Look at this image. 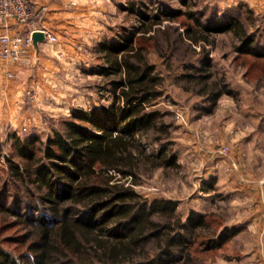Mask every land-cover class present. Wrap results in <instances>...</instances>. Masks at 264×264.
<instances>
[{"label": "rangeland", "instance_id": "374dc122", "mask_svg": "<svg viewBox=\"0 0 264 264\" xmlns=\"http://www.w3.org/2000/svg\"><path fill=\"white\" fill-rule=\"evenodd\" d=\"M63 4L65 15L50 22L55 41L41 45L29 64L20 67V74L10 64L1 68L0 61V71H15L10 82L19 75L26 80L11 102H6L10 98L6 92L0 100V250L17 264L28 261L20 242L31 227L8 211L26 216L43 205L39 189L16 183L10 174L7 161H18L13 137H35L45 143L54 133L64 135V122L73 111L88 113L112 104L110 78L89 73L103 65L98 46L129 34L139 26L136 16L142 13L164 20L165 15L191 11L210 26L239 17L249 34L264 28V0H66ZM245 8L252 10V17ZM162 28L146 35L153 39L145 46L149 62L165 80L156 108L170 125L169 139L162 142L171 144L176 163L141 175L133 190L148 203H175V214L185 227L195 213L208 217L212 226L220 224L218 233L228 232L220 248L202 251L190 244L182 254L177 249L170 264H264V59L239 55L238 41L230 31L214 34L205 47L208 68L224 80L230 94H221L211 104L183 91L185 84L174 83L180 67L198 49L181 38L177 23L171 30ZM155 148L153 142H145L146 152Z\"/></svg>", "mask_w": 264, "mask_h": 264}, {"label": "trees", "instance_id": "16d2710c", "mask_svg": "<svg viewBox=\"0 0 264 264\" xmlns=\"http://www.w3.org/2000/svg\"><path fill=\"white\" fill-rule=\"evenodd\" d=\"M245 12L252 17L251 9ZM196 16L177 11L160 20L139 14L138 27L96 48L103 53V65L89 73L110 78V106L73 111L64 122V135L54 133L45 143L13 137L18 161H7L10 174L16 183L39 189L43 205L26 216L8 211L31 227L32 237L27 234L20 242L28 258L23 264H170L175 251L182 254L190 244L202 251L222 246L228 232L218 233L220 224L212 226L208 217L191 213L185 227L175 203H148L133 190L141 175L176 163L171 144L162 142L169 139L170 125L156 105L165 80L148 60L145 45L153 35H146L178 24L181 38L198 52L180 67L174 83L185 84L183 91L211 104L230 94L208 68L205 47L214 34L230 31L239 55L264 59V28L249 34L239 17L210 26ZM179 17L186 20L178 22ZM144 140L153 142L155 150L146 152ZM0 264L17 263L0 250Z\"/></svg>", "mask_w": 264, "mask_h": 264}, {"label": "built area", "instance_id": "2783aa9c", "mask_svg": "<svg viewBox=\"0 0 264 264\" xmlns=\"http://www.w3.org/2000/svg\"><path fill=\"white\" fill-rule=\"evenodd\" d=\"M43 10L33 8L32 0H0V61L2 63L25 67L33 55L34 49L31 35L42 32L48 43L55 41L46 29L37 24ZM14 21L21 31L10 29V22ZM5 76L12 79L11 72Z\"/></svg>", "mask_w": 264, "mask_h": 264}, {"label": "crops", "instance_id": "0c3cea01", "mask_svg": "<svg viewBox=\"0 0 264 264\" xmlns=\"http://www.w3.org/2000/svg\"><path fill=\"white\" fill-rule=\"evenodd\" d=\"M55 1H57V0H32L34 9L43 10L41 12V15H40L38 21H37V24L39 26H41L42 28L46 29L47 32L50 35H52V36H55V32H54V29H53L52 24L50 22L54 21L53 18H57V17H61V15L62 16L65 15V13L62 12V7L61 6L65 4V3L63 4V2L66 1V0H62V1L58 0L57 2H55ZM10 29L11 30L14 29L17 32L21 31V28L17 27L16 24H14V21L10 22ZM0 33H1V24H0ZM44 43H46V40L43 43L39 44V47L41 45H43ZM34 53H36L35 50H34L33 54ZM0 64H1V62H0ZM2 64H1V68H3V66L7 67V65H9L7 63H2ZM10 67L11 68L13 67L14 70L15 71L17 70V72L20 74L19 70H20L21 66L10 64ZM8 71L13 74V76H14L13 78H15V75H16L15 71H13V70L5 69L3 71H0V100L2 99L1 96H4L6 93L8 95V93H9L10 98H8L6 100V102L7 101L11 102L13 97H14L15 92H17V90L19 88H21V86H23L24 83H26V80H25V78H22L23 76L21 77L19 75L15 82H13V81L10 82V80H12L13 78L12 79L8 78L9 82L8 81L4 82V80H2V78H3L2 75L5 76L6 72H8ZM3 82L6 84L5 86H2ZM2 87H4V88H2Z\"/></svg>", "mask_w": 264, "mask_h": 264}, {"label": "water", "instance_id": "95a60500", "mask_svg": "<svg viewBox=\"0 0 264 264\" xmlns=\"http://www.w3.org/2000/svg\"><path fill=\"white\" fill-rule=\"evenodd\" d=\"M44 41H45V36L42 32H34L31 35L32 46L36 52L39 49V44L43 43Z\"/></svg>", "mask_w": 264, "mask_h": 264}]
</instances>
